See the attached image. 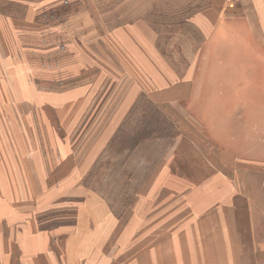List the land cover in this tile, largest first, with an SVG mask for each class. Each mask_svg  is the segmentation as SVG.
Instances as JSON below:
<instances>
[{
    "label": "rangeland",
    "instance_id": "1",
    "mask_svg": "<svg viewBox=\"0 0 264 264\" xmlns=\"http://www.w3.org/2000/svg\"><path fill=\"white\" fill-rule=\"evenodd\" d=\"M55 5L39 13L36 25L7 22L0 44L6 56L0 58L3 141L17 125L38 122L54 133L46 140L53 155L49 173L32 166L0 174V231L15 222L21 228L17 216L28 229L75 224L84 182L118 219L106 226L115 233L103 238L111 260L244 264L249 256L250 262V245L225 244L218 220L225 194L214 182L225 181V173L216 172L222 168H229L230 179L243 172L246 180H264V0H150L146 20L155 41L147 77L133 69V58L121 56L115 29L86 28L93 24L90 14ZM79 85L80 101L73 91ZM90 99V108H81ZM127 101L130 108L116 109ZM162 180L182 184L170 186L183 191L182 229L166 236L156 214ZM212 182L215 228L205 237L190 229V201L212 192L198 188ZM165 206L174 210L176 200Z\"/></svg>",
    "mask_w": 264,
    "mask_h": 264
},
{
    "label": "crops",
    "instance_id": "2",
    "mask_svg": "<svg viewBox=\"0 0 264 264\" xmlns=\"http://www.w3.org/2000/svg\"><path fill=\"white\" fill-rule=\"evenodd\" d=\"M55 1L58 6L62 5L65 12L90 14L93 24H85L86 28L115 29L116 47L125 53L121 56L123 58L126 56L128 60H130L129 56L133 58L131 59L133 69L141 72V76L147 77L148 73L144 72V69L148 67L150 46L155 41L150 37V26L146 20L150 12V0H0V44L5 42L2 38L6 35L7 22L9 27L12 25L14 27L15 21L18 27L21 26V21L29 22L30 26L36 25L39 22V13L53 11ZM94 17L96 20L93 19ZM195 23L202 30L209 29V27H201L198 19ZM139 45L145 46L140 52ZM5 57L3 52L0 58L5 60ZM75 90L79 92L78 101L85 98V92L81 91L80 85L73 91ZM131 101L116 104L118 105L116 109L130 108ZM89 102L90 104H84L81 108H90L91 99L87 103ZM48 120L44 119L43 123L47 124ZM114 123L118 124L119 121L115 120L112 124ZM64 124L69 126L70 122ZM43 130V126L37 122L35 128L19 125L17 128H8L9 133H14H8V142L3 141L4 136L0 135V174L7 170H10L7 172H26L31 170L32 166L40 167L43 173L51 171L53 165L48 158L53 159V155L49 154L50 149L46 140L52 139L54 133L52 126L49 129L47 127L49 134ZM21 138L22 142H20ZM33 138L42 139L44 144L37 145L30 142ZM60 143L61 147L64 146L62 139ZM6 167H12V169ZM24 167L27 170L23 169ZM216 172L225 173V181L214 182L218 183V189L220 185L223 186L221 193L223 196L225 194V211L218 219L223 222L222 229L225 231V237H228L225 244L229 241L230 245L240 247L250 245L252 247L251 261L249 262L248 256L244 264H264V180L250 181V178L246 180L243 172L242 176L233 175L230 179L229 168H222ZM171 182L162 180L158 186L162 191L159 192L156 214L163 236L167 233L171 235L173 230L182 229L183 218L180 208V202L183 199L182 186H170L182 184H171ZM214 183H206V187H198L199 189L211 188L213 191L206 192L197 201H195L198 198L196 195L190 201L192 210L190 220L194 221L190 229L199 231L198 234L205 237L211 236L215 228V224L213 225L215 214L210 211L211 202L215 197ZM81 187L84 188L83 197L75 213V224L55 223L47 224L48 228L44 229L32 226L33 229H28L25 227L26 221L17 216L15 221L21 222V228L17 227L15 224L18 222H15L13 228L8 226L7 232L0 231V264H125L117 259L107 258L108 246L103 240L112 236L116 230L106 227L110 221L113 224L118 222L113 209L95 191H89L84 182L79 184V188ZM40 193L41 191L37 194ZM168 199L176 200L174 210L165 206ZM143 201L145 202L146 198H143ZM171 220L174 222L173 226L166 224Z\"/></svg>",
    "mask_w": 264,
    "mask_h": 264
}]
</instances>
